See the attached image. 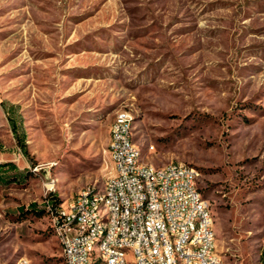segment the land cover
I'll list each match as a JSON object with an SVG mask.
<instances>
[{
	"label": "rangeland",
	"instance_id": "1",
	"mask_svg": "<svg viewBox=\"0 0 264 264\" xmlns=\"http://www.w3.org/2000/svg\"><path fill=\"white\" fill-rule=\"evenodd\" d=\"M117 114L196 170L222 264L264 263V0H0V264H64L44 202L102 192Z\"/></svg>",
	"mask_w": 264,
	"mask_h": 264
},
{
	"label": "built area",
	"instance_id": "2",
	"mask_svg": "<svg viewBox=\"0 0 264 264\" xmlns=\"http://www.w3.org/2000/svg\"><path fill=\"white\" fill-rule=\"evenodd\" d=\"M125 120L116 126L115 137L122 173L105 179L109 212L99 211L101 194H92L91 187L71 198L72 216H64L55 200L44 202L45 210L54 214L51 229L61 232L62 259L83 264L89 240L109 232L105 254L111 255V264H122V258L110 252L112 244L132 245L133 258L142 264H221L212 239V214L198 191L196 170L185 164L151 167L150 163L148 171L134 170L137 147L126 143ZM135 176H147L148 185L135 184ZM105 214L113 215L112 224H105ZM195 223H202V230H195Z\"/></svg>",
	"mask_w": 264,
	"mask_h": 264
},
{
	"label": "bare ground",
	"instance_id": "3",
	"mask_svg": "<svg viewBox=\"0 0 264 264\" xmlns=\"http://www.w3.org/2000/svg\"><path fill=\"white\" fill-rule=\"evenodd\" d=\"M123 118L125 120V132L128 136H126V143H133L132 140V126L131 121L127 118L126 115H119L117 116L111 126L109 127V141H108V152L110 159L113 164V175L110 178H114V175L121 174L123 170V160L122 156L117 152L116 149V126L123 125ZM134 144V143H133ZM135 145V144H134ZM167 165H183L181 163H173L170 162ZM166 166V165H164ZM151 167H154L151 165ZM133 168L134 170H141V171H148L149 165L145 164L140 159V154L138 148L136 149L135 155H133ZM196 175L197 172H196ZM135 184L140 186H147L148 185V177L147 176H135ZM50 188L51 185H48ZM85 192V189L79 192L76 196H81L82 193ZM92 194H101L98 195V208L100 212H109L110 206V196L109 194V186H105L102 192L97 191L94 187H91ZM46 202V201H45ZM62 206V214L64 216H72V209H70V204L68 206H64V204H60ZM50 214V211L47 210ZM207 212H209L207 208ZM52 217V224H54V214H50ZM113 222V215L112 214H105V224H112ZM212 224V219H211ZM213 226V225H212ZM195 230H202V223H195ZM54 236L58 241L59 246L61 247V232L59 230H53ZM109 239V232H101L98 233L96 237L92 240H89L88 251H83V264H95V262L100 261L102 264H111V255H106L105 250L107 247V242ZM212 239L214 240V234L212 232ZM110 252L115 254L116 257L122 258V264H142L139 261V258H133V246L132 245H124V244H112L110 245ZM128 253L131 254V258L128 257ZM217 258L221 261L222 260L217 254ZM26 260H19L14 264H24ZM64 264H69L63 259ZM98 263V262H97ZM31 264V262H30Z\"/></svg>",
	"mask_w": 264,
	"mask_h": 264
},
{
	"label": "trees",
	"instance_id": "4",
	"mask_svg": "<svg viewBox=\"0 0 264 264\" xmlns=\"http://www.w3.org/2000/svg\"><path fill=\"white\" fill-rule=\"evenodd\" d=\"M9 167H12V168H14L15 169V167L14 166H10V165H7V164H5V165H0V183H1V179H2V177H1V170H3V169H6V168H9ZM31 207H33V206H31ZM29 211H34L33 209H31V210H29ZM42 214V212H39L38 213V215H41ZM261 261L264 259V249H263V251H262V254H261ZM261 264H264L263 262L261 263Z\"/></svg>",
	"mask_w": 264,
	"mask_h": 264
},
{
	"label": "crops",
	"instance_id": "5",
	"mask_svg": "<svg viewBox=\"0 0 264 264\" xmlns=\"http://www.w3.org/2000/svg\"><path fill=\"white\" fill-rule=\"evenodd\" d=\"M108 141H109V138H108ZM79 193V192H78Z\"/></svg>",
	"mask_w": 264,
	"mask_h": 264
}]
</instances>
